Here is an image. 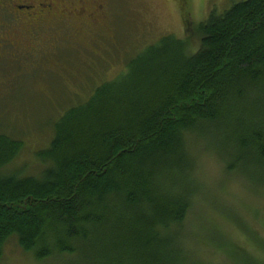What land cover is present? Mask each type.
Here are the masks:
<instances>
[{
    "label": "trees",
    "instance_id": "trees-1",
    "mask_svg": "<svg viewBox=\"0 0 264 264\" xmlns=\"http://www.w3.org/2000/svg\"><path fill=\"white\" fill-rule=\"evenodd\" d=\"M176 2L186 20L190 0ZM194 31L197 48L163 37L128 84L70 109L37 176L3 170L22 143L0 136V260L15 239L36 260L96 251L110 264H189L188 139L212 136L228 169L264 173V0L212 11Z\"/></svg>",
    "mask_w": 264,
    "mask_h": 264
},
{
    "label": "rangeland",
    "instance_id": "rangeland-1",
    "mask_svg": "<svg viewBox=\"0 0 264 264\" xmlns=\"http://www.w3.org/2000/svg\"><path fill=\"white\" fill-rule=\"evenodd\" d=\"M244 1L190 0L184 20L176 0H107L104 32L91 39L82 34L75 43L68 39L57 59L49 55L38 66L30 59L20 60L19 54L13 57L11 50L3 54L0 136L22 143L16 159L3 170L37 176L43 168L37 155L50 149L56 127L70 109L96 97V89L105 83L128 84L134 65L163 37L188 39L197 48L195 27L212 11L222 13ZM212 145V136L207 142L196 136L187 141L195 161L196 195L180 238L189 264H264V173L247 172L245 164L234 173L228 169L227 157L212 151ZM83 255L36 260L10 239L0 264H110L101 262L96 251ZM92 257L94 261L89 260Z\"/></svg>",
    "mask_w": 264,
    "mask_h": 264
},
{
    "label": "flooded vegetation",
    "instance_id": "flooded-vegetation-1",
    "mask_svg": "<svg viewBox=\"0 0 264 264\" xmlns=\"http://www.w3.org/2000/svg\"><path fill=\"white\" fill-rule=\"evenodd\" d=\"M106 1L0 0V60L10 50L38 66L49 55L57 59L68 39L75 43L82 34L91 39L104 32Z\"/></svg>",
    "mask_w": 264,
    "mask_h": 264
}]
</instances>
